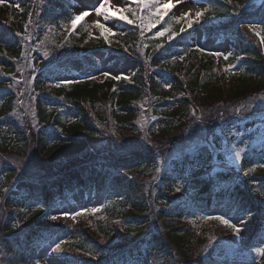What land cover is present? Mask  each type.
Returning a JSON list of instances; mask_svg holds the SVG:
<instances>
[{"label": "trees", "instance_id": "1", "mask_svg": "<svg viewBox=\"0 0 264 264\" xmlns=\"http://www.w3.org/2000/svg\"><path fill=\"white\" fill-rule=\"evenodd\" d=\"M47 2L40 10L42 27L44 22H57L68 14L67 0ZM202 3L205 4V15L199 23L200 32L207 38L230 37L236 43L234 53L227 56V60L214 62L206 54L192 49L194 34L191 31L182 33L183 24L172 16L161 21V31L168 29L164 36H156L153 29L142 34V26L119 21V30L107 46L101 39L93 43L83 41L82 35L67 41V46L61 45L63 38L59 36L46 43L48 63L38 66L41 73L28 89L36 96L31 106L35 115L33 120L42 128L26 134L22 96L18 98L13 92V71L16 60L23 53V45L16 33L28 26L32 4L22 3L21 13L14 15L15 18L10 15V19L4 15L6 9L0 7V130L7 132V136L21 139L32 158L39 160L38 168L47 172L38 183L26 185L17 200L7 196L5 203L16 213V221H20L19 209L29 203L42 200L51 204L55 198L82 187H94L98 193L106 188L116 189L124 198L110 214L112 219H96L91 227L85 224L74 227L80 232L81 239L72 246L90 253L91 264H128L135 258L141 260L139 264H155L159 261L158 256L170 257L173 251L179 264H217L215 254L218 249L229 254L236 247L231 229L212 221L201 225V234L196 235L197 232L190 231L181 220L191 214L202 218L203 210L211 211L218 203L232 207L245 202L249 208H254V212L247 222L246 246L237 252L256 248L258 239L264 236V171L256 163V158L264 153V126L261 125L264 117V43L258 49L242 28H258L261 38L264 37V0H255V3L251 0H231V3L228 0H202ZM250 3L251 7H241ZM237 11L240 15L233 14ZM250 25L256 27L253 29ZM170 36L173 37L171 40ZM80 42L82 44L76 48L71 46ZM160 44L164 47L157 51ZM89 50H99L108 56L132 57L138 60L137 70L129 80L121 79L115 88L110 81L53 89L51 84L56 83L55 78L70 71L66 72L67 67L61 69L65 66L58 65L60 60L69 62L78 58L85 66H91L88 67L90 72L97 71L94 59L88 55ZM232 66L236 67V72H231ZM226 77H251L258 85L226 93L219 85ZM166 83L171 85L170 89L165 88ZM177 93L181 94L180 98L175 97ZM196 100L202 101V105L210 104L207 107H213V104L220 107L215 116L217 121L211 123L209 131H212L213 141L216 143L225 138L231 146L246 144V152L236 169L221 166L212 173L209 165L212 153L206 147L182 154L158 172L153 198L137 175L157 173L155 145H164L169 151V146L182 138L187 129H182L183 126L194 120L191 113L197 109ZM144 103L153 121L142 134L139 122L144 115ZM26 123L30 122L27 120ZM214 124L216 131L212 129ZM145 136L154 144H146L145 150L138 155H128L121 148L128 142L123 138L136 141L135 138ZM202 140H206L205 137ZM221 155H218L219 159H222ZM245 172L248 175H244ZM177 185L181 186L180 192H175ZM189 186L194 189L190 190ZM43 219L36 213L30 214L21 222L19 230L0 225L4 229L0 227V231L5 234L0 245L5 248L6 264H33L43 242L62 233L61 228L57 229L58 225ZM151 220L155 226L148 228ZM137 222L134 227L128 226ZM41 223L52 231L37 233L35 228ZM207 230L208 241L204 236ZM103 242L107 246H103ZM196 244L203 252L197 251L191 260L183 257L188 248L192 254ZM149 255L153 261L149 260Z\"/></svg>", "mask_w": 264, "mask_h": 264}, {"label": "rangeland", "instance_id": "2", "mask_svg": "<svg viewBox=\"0 0 264 264\" xmlns=\"http://www.w3.org/2000/svg\"><path fill=\"white\" fill-rule=\"evenodd\" d=\"M47 0H39L36 2V0H5L4 3H0V7H4L6 10V14H4L8 19H10V15L14 17V15L21 13L22 8L21 4H32V7H35L37 10H39L42 6L46 3ZM103 0H99V3H102ZM161 3L166 2V0H160ZM72 10L70 11V17H73L74 15H77L81 13L82 11H88L90 14L89 16L85 17L83 21L78 22L77 27L75 31H72L71 29V23L70 20L66 19L62 21L59 26L63 30L65 37L68 35H76L77 33L82 32V30L86 29L87 33L85 36V39L83 41H90L93 43L94 40L102 39L105 41L106 44L114 40V36H110L108 41L104 39V37L101 35L100 29L95 27V23L99 21L100 23H103L106 27H110L113 32L117 34L119 30V21L125 22L123 20L118 19L119 13L116 14V16H110L109 19L105 20L104 16H96L95 15V8L99 6L98 0H72L71 1ZM17 4L19 7H17ZM109 4L113 6H120V7H128L130 10L126 13L128 15L129 19H133V12H138L135 3L132 2V0H109ZM2 5V6H1ZM205 4L202 3V0H181L180 3L176 4V7H173L171 11H169L167 14H170L174 19H177L182 13L191 11L192 17L194 18V15L198 11H204ZM114 11V8H113ZM31 13V12H30ZM34 14H36V10L34 11ZM15 18V17H14ZM29 23L28 26H25L22 28L20 37L18 36V40L22 43V55L21 58L16 60V68L13 71V79H15V82L13 81V84L15 88H13V92L17 94L18 98H21V101H23V105L21 106L24 109V117L30 123L23 122L25 126L27 127L26 133L32 132L37 130V128H42L41 125H38L34 122L35 115L33 113L32 106V99L31 96H34V93L31 91L28 92L29 87L32 85L33 77H37L38 72L34 71V69H38L39 65L48 63L47 59H45V54H47L48 58V50L46 49V43L47 40L42 41L40 37H38V34H36V24L34 22V18L28 17ZM180 22L183 24V28L186 30H189L187 28V24L184 20H180ZM200 23V22H199ZM199 23H194L193 27L191 28L194 34L191 43L192 49H200L201 52L206 53L210 60L215 61L218 58H224V56L233 54L235 51V42L233 39L225 38L222 40L214 39V38H206L205 35L200 32L199 30ZM128 24V23H127ZM40 25V24H39ZM131 25H135L134 23ZM158 25V24H157ZM85 26V28H84ZM48 27L47 25L44 26ZM43 27H40L39 31H43ZM54 30V29H53ZM155 33L160 32V27L156 26L154 29ZM245 35L248 37L249 40L254 42L257 45V48H262V42L260 34L257 35L256 32L243 28L242 29ZM27 37V39H24L23 37ZM69 42H62V46H67ZM82 42L72 44L71 46L73 48L78 47ZM70 46V47H71ZM222 53L221 56L217 57L215 55H210L209 53ZM92 59H94L95 64H97L98 72L91 73L83 63H75L71 66V74L65 76H61L56 78L59 81H62V84L66 80H75L78 81L77 83H72L73 86H77L79 82H83L85 80H90L92 83H98L106 80L107 82L112 80L118 82L119 80H114L111 78V76H127L129 77L133 72L136 70V62L135 60H122L118 59L117 57H114L112 55L106 56L105 53H98L94 56L91 54ZM55 61L52 59V62ZM87 68V69H86ZM231 72H236V67H231ZM104 72L110 73L108 77H105L103 75ZM12 76V75H11ZM10 76V77H11ZM9 77V79H10ZM92 77H96L95 79H92ZM21 86L19 88V85ZM221 88L224 89L226 93H233L236 89H241L245 86H257L258 83L254 78H225L224 83L219 84ZM55 86H52V88ZM33 90V87L31 88ZM54 89V88H53ZM208 89H211L210 87ZM22 90V94L21 91ZM176 98H180L181 95L177 94L175 95ZM230 100V99H229ZM210 103V102H209ZM198 104V105H197ZM212 104V103H211ZM197 109H195L191 115L193 116L194 120H189L183 126L182 129L187 128L184 132L185 134L182 136V138L174 145H170V150L166 148L164 145H155L156 152L158 153V168L162 170L166 165L167 162L178 158L182 154H188L192 152L195 149H199L200 146L206 147L205 149L210 151L212 153L210 158V171L211 173L214 172L213 169L218 170L221 166L227 167L229 170L236 169L238 167L239 161H236L234 159H230V157L234 156V150L231 146L228 139L222 138V140L216 143L213 141L210 131L211 123H215L217 119L215 116L220 112V107H217L215 104H213V107H207L210 104L202 105V101L196 100ZM225 105V104H224ZM146 106V103L143 104L142 110L144 111V115L141 118V132L144 134L146 132L147 127V119L150 118V110H148ZM28 110V112H27ZM30 114V115H29ZM199 117V119H197ZM35 125V126H34ZM264 126V117L262 119V124ZM22 129V127H21ZM20 129V130H21ZM212 129L214 131L217 130L216 124L212 126ZM32 130V131H31ZM33 133V132H32ZM262 137L264 138V129L262 133ZM203 137H205L206 140H202ZM142 138V137H141ZM141 138H135V140L123 138V141L127 140L128 142H134V143H141ZM0 140L3 144L0 146V222L3 226L12 227L13 225H18L16 230L21 229L22 225L21 223L17 222V217L15 216L16 213L11 207L7 206L5 203V200L8 195L12 199H17L19 195H21V189H22V183L23 181H28L29 179L38 180L39 178L43 177L47 174L43 169L38 168V162L39 160L35 157L32 158L31 153L29 150H26L25 147H23V142L21 139H17V137H11L7 136V132H4L3 130H0ZM16 141V142H15ZM146 146V144H145ZM117 154V153H116ZM163 154V155H162ZM221 155L219 159L218 155ZM118 155V154H117ZM157 154L155 155V157ZM259 164H264V154L258 158ZM22 162L25 165H29V162L31 164L28 167L27 171L21 170L20 172L17 171V163ZM210 173V172H209ZM44 174V175H43ZM158 172L145 174L144 176H138L137 179H139L141 182L144 181L146 185V191L151 192V196L154 198V194L157 189H155V186H157V177ZM17 182L16 188L13 190V192L9 193L7 196L4 195V188L9 187L13 182ZM34 182V181H32ZM189 189H193L191 186H189ZM79 196V193L76 195ZM75 197V196H72ZM122 195L118 191H109L106 190L104 194L97 193L95 191H90L87 194V197L85 199H82L80 203H75L74 201L71 202L70 207L65 205V202L61 208L51 210V212L47 215V219L50 221H53L50 219V215L55 214L59 216L60 218L55 220L56 223L62 222L63 226V233L61 235H58V237H55V239H52L49 243H46V245L42 248V250L39 252V255L34 261V264H91V257L90 253L82 252L80 249L78 250L76 247H73L72 245L78 244L81 235L79 231H76L74 229L76 224L79 225H86V226H94V221L96 219H112L110 217V214L114 210L111 208L113 205L120 206L119 201L122 200ZM81 200V199H79ZM77 201V200H76ZM119 202V203H117ZM226 207V209L224 208ZM93 209H98V211L93 212ZM119 210V209H118ZM41 211V210H40ZM67 212L71 215L68 217H65L61 215L62 213ZM77 212L81 213V215H75ZM204 213V212H203ZM248 213L253 214V209L249 208L248 205L244 202L241 204H238L237 206L228 207L222 203L220 206H216L214 210H212L211 213H205L207 217L209 216H223L225 218H228L232 223L236 224L237 226L240 225V221L243 218L245 223L242 225V231L239 233V236L235 235L232 232V236L235 239V244L239 243V245L242 244V242L245 241L247 235H246V229L248 227L247 222L250 220L247 217L251 216L248 215ZM239 214H242L239 215ZM22 215V214H21ZM19 215L21 218L22 216ZM239 215V216H238ZM71 216H75V219H72ZM204 221H207V219H204ZM18 224H17V223ZM148 228H153L155 226L154 221H149ZM199 222V223H197ZM202 221H198L195 219L194 216H191L189 220L186 219V224L184 226H189L190 231L193 230L197 232L196 235L201 234L202 227L199 225L202 224ZM137 223H130L128 226L134 227V225H137ZM209 222H204L202 225H208ZM1 227V226H0ZM120 226H117V229L119 230ZM2 230L3 227H1ZM9 229V228H8ZM157 230V229H156ZM209 230L206 231L204 236H206V240L208 241L210 236L208 233ZM185 232V231H184ZM101 234V232H100ZM5 237V234H3L2 231H0V241L2 238ZM101 236L98 234V240H100ZM196 238V237H195ZM61 241H64L65 243L61 244V247L63 249L62 252L56 253L50 251V246L55 247L56 243H59ZM180 242H177L179 244ZM103 246H107V244L102 243ZM234 244V245H235ZM191 245V244H190ZM195 251L191 254L190 249H187V253L183 254V257L187 258L188 260H191V257L196 255L197 251L203 252V249L200 245L196 244ZM239 247V246H237ZM257 247H264V236L259 239V242L257 243ZM4 246L0 245V264H6V256L5 248L3 250ZM75 248V249H74ZM240 248V247H239ZM4 252V253H3ZM218 258L223 259L221 264H264V257L258 256L256 251L253 250L252 253L249 251L245 254H235L232 258H227L225 251L218 252L216 254ZM149 260H152V257L149 255ZM159 261H157L155 264H179V259H176L175 252H171L170 257H165L164 255H160L157 257ZM173 259V260H171ZM167 260H171V262H166Z\"/></svg>", "mask_w": 264, "mask_h": 264}, {"label": "snow or ice", "instance_id": "3", "mask_svg": "<svg viewBox=\"0 0 264 264\" xmlns=\"http://www.w3.org/2000/svg\"><path fill=\"white\" fill-rule=\"evenodd\" d=\"M5 0H0V3H4ZM133 3H135L137 10L141 13L140 15H137L136 12H133V19H129L128 15H126V13L130 10L128 7H120V6H113L109 4V0H103L102 3H99V6L95 8V15L96 16H104L105 20L109 19L110 16H116L117 13H119L118 19L125 21L128 24H133L136 23L138 21V26H142L141 27V33L143 34L145 31H152L153 28L156 27L157 24H159L163 19L164 16L167 15V13L169 11H171V9L173 7H176V4L180 3L181 0H166V2L161 3L160 0H132ZM229 3H231V0H228ZM251 3H255V0H251ZM251 3L248 5H242L241 7L243 8H248L251 7ZM18 7V5H17ZM114 8V11H113ZM144 12H147L148 15L145 16L143 15ZM89 12L88 11H82L81 13L74 15L73 17H71L70 19V23H71V29L72 31H75L78 22L83 21L85 19V17L89 16ZM234 15H240V12H234ZM205 13L203 11H198L195 13L194 18H190L192 17V13L191 11L189 12H184L182 13L178 18H177V22H179L180 20H184L187 24V28L191 29L193 27L194 23H199L203 17H204ZM95 27L100 29L101 35L104 37V39L106 41H108L110 36H115L116 33L113 32V30L110 27H106L103 23H100L99 21H97L95 23ZM250 27H252L253 29L256 27L255 25H250ZM168 31V29H164V31L158 32L156 33V36H164L165 33ZM181 32H184L185 29L181 28L180 29ZM257 35H259V33H256ZM17 36H20L21 33H16ZM24 39H27V37H23ZM155 38V37H154ZM173 37H169V40H171ZM261 42L264 43V37L261 38ZM164 45L160 44L157 46L156 50L158 51L160 48H163ZM198 51H200V49H197ZM125 51H127V49H125ZM210 55H215L217 57L221 56L222 53H209ZM182 58V57H181ZM45 59H47V54H45ZM224 59L227 60L228 57L225 55ZM234 67V66H232ZM34 71H39V69H34ZM103 75L105 77H108L110 75V73L108 72H104ZM96 77H92V79H95ZM112 79L114 80H120V79H124L127 80L129 79L127 76H111ZM33 79H35V77H33ZM78 81L75 80H66L64 81V83L66 84H71V83H77ZM11 87V85H9ZM57 87L60 86V83L58 82L56 84ZM165 88L170 89L171 85L170 84H165ZM31 99L34 101L36 99V96H31ZM239 111V110H237ZM197 119H199V117H197ZM35 126V125H34ZM142 139V142L137 144L134 142H125V144L121 145V148L123 150L126 151V153L128 155H138L141 151L145 150V144H154V142H151L148 140V137L145 136ZM233 150H234V156L230 157V159H234L236 161H239L242 158V155L246 152V148L247 145L245 144L244 146H237L235 144L232 145ZM31 164V162H29V165ZM29 165H25L22 162H18L17 163V171L20 172L21 170L23 171H27ZM260 167H264V164L259 165ZM160 169L157 168V172H159ZM213 171L215 172V169H213ZM244 175H248V172H245ZM129 179H131V177H129ZM17 186V182H13L9 187L4 188L3 192L4 195L7 196L9 193L13 192V190L16 188ZM175 190L177 192L181 191V186L177 185ZM2 202V201H0ZM262 203H264V201H262ZM28 207L33 208V210L37 209V208H44V205L39 203V202H35L33 204L28 205ZM98 211V209H93V212ZM61 215L68 217L71 214L64 212ZM75 215H81V213L77 212ZM248 215H251V213H248ZM60 217L52 214L50 215V219L55 221L57 219H59ZM72 219H75V216H71ZM205 219H209V220H218L221 224L227 226L228 228L232 229L233 233L237 236H239V233L242 231V225L245 223L244 219L242 218L240 221V225L241 226H237L236 224L232 223L228 218H225L223 216H209V217H205ZM18 225H13V227H17ZM65 243L64 241H61L59 243L55 244V247H51L50 246V251L52 252H56V253H60L63 251L61 244ZM256 253L258 256L264 257V247H257L255 249Z\"/></svg>", "mask_w": 264, "mask_h": 264}]
</instances>
